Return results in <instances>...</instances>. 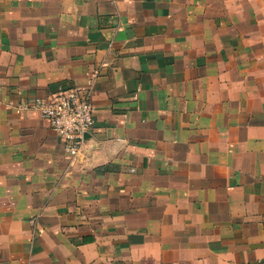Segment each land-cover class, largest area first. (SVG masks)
Here are the masks:
<instances>
[{
	"label": "crops",
	"instance_id": "0c3cea01",
	"mask_svg": "<svg viewBox=\"0 0 264 264\" xmlns=\"http://www.w3.org/2000/svg\"><path fill=\"white\" fill-rule=\"evenodd\" d=\"M0 264H264V0H0Z\"/></svg>",
	"mask_w": 264,
	"mask_h": 264
},
{
	"label": "built area",
	"instance_id": "2783aa9c",
	"mask_svg": "<svg viewBox=\"0 0 264 264\" xmlns=\"http://www.w3.org/2000/svg\"><path fill=\"white\" fill-rule=\"evenodd\" d=\"M91 84L59 86L51 94L16 106L17 112L33 110L62 140L66 154L74 157L94 124Z\"/></svg>",
	"mask_w": 264,
	"mask_h": 264
},
{
	"label": "water",
	"instance_id": "95a60500",
	"mask_svg": "<svg viewBox=\"0 0 264 264\" xmlns=\"http://www.w3.org/2000/svg\"><path fill=\"white\" fill-rule=\"evenodd\" d=\"M89 135H90V133H86L84 135V142H83L82 147L80 148V150H79V152H78V154L76 156H78L82 152L83 145H84V143H85V141H86V139L88 138Z\"/></svg>",
	"mask_w": 264,
	"mask_h": 264
}]
</instances>
